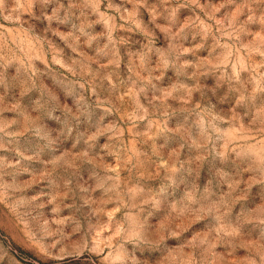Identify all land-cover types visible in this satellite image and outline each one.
<instances>
[{
  "label": "rangeland",
  "instance_id": "374dc122",
  "mask_svg": "<svg viewBox=\"0 0 264 264\" xmlns=\"http://www.w3.org/2000/svg\"><path fill=\"white\" fill-rule=\"evenodd\" d=\"M0 264H264V0H0Z\"/></svg>",
  "mask_w": 264,
  "mask_h": 264
}]
</instances>
